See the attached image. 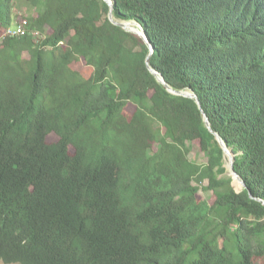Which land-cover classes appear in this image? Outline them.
I'll list each match as a JSON object with an SVG mask.
<instances>
[{
  "label": "trees",
  "instance_id": "trees-1",
  "mask_svg": "<svg viewBox=\"0 0 264 264\" xmlns=\"http://www.w3.org/2000/svg\"><path fill=\"white\" fill-rule=\"evenodd\" d=\"M25 2L0 0V263L264 264V0H114L147 40L105 0Z\"/></svg>",
  "mask_w": 264,
  "mask_h": 264
},
{
  "label": "water",
  "instance_id": "water-1",
  "mask_svg": "<svg viewBox=\"0 0 264 264\" xmlns=\"http://www.w3.org/2000/svg\"><path fill=\"white\" fill-rule=\"evenodd\" d=\"M105 1L110 6V9H109V13L108 14H109L110 20L113 23L118 24V25L124 27L126 30L136 32V33L142 35L145 38V40H147L146 39V36L144 34V31L142 30L141 27H139V25L136 22L131 21V20H117V19L114 18V16H113V2H114V0H105ZM150 50H151L150 53H152V48ZM149 56H150V54L147 56L146 63L148 65V68L156 76V78L158 79V81L162 82L170 92H173L175 94H181V95H184V96H189V97L196 98L197 103H198L199 107L201 108L200 101L197 99L196 95L193 92H191V91H178V90L173 89L165 81L164 77L159 72H157L149 64ZM204 121H205V124L208 127V129L215 135L216 139L218 140V142H219V144H220V146H221V148L223 150L224 157H225V154H227L229 156L228 167L230 168V170L232 172L233 178H235L236 181L240 182L242 184V187L245 186L243 180L235 172L234 167H233V163H234V160H235V153L233 152V150L231 148L228 147V145L224 142V140L221 138V136L211 128L209 119H208V117L205 114H204ZM233 178H232V180H233Z\"/></svg>",
  "mask_w": 264,
  "mask_h": 264
},
{
  "label": "rangeland",
  "instance_id": "rangeland-1",
  "mask_svg": "<svg viewBox=\"0 0 264 264\" xmlns=\"http://www.w3.org/2000/svg\"><path fill=\"white\" fill-rule=\"evenodd\" d=\"M18 3V9H15V12L17 11V16L16 19L19 20L18 16L19 15H27V14H31L32 12H34V9L31 8V6L25 2V0H17ZM15 25V23L13 24V26ZM48 139L50 141H56L58 139V136L54 133H51L48 136ZM157 145H155L156 147ZM189 158L199 164H205L208 161V157L207 155L202 151L200 143L198 140H195L193 142L190 143V152H189ZM225 160V166H226V171L223 174H220L219 176H223V175H227V176H231L233 178L232 172L230 170V168L228 167V163H229V156L227 154H225L224 157ZM209 183L208 180L204 181V185H207ZM232 184L234 185V187L237 190H240L242 188V184L238 181L235 180V178H233L232 180ZM200 194H202V196H204L205 198H207L210 202H212L214 200V195L213 192L210 190L204 191V190H200ZM0 264H6L1 262ZM9 264H17V263H9Z\"/></svg>",
  "mask_w": 264,
  "mask_h": 264
},
{
  "label": "built area",
  "instance_id": "built-area-1",
  "mask_svg": "<svg viewBox=\"0 0 264 264\" xmlns=\"http://www.w3.org/2000/svg\"><path fill=\"white\" fill-rule=\"evenodd\" d=\"M13 31H20V34H25L26 33V29H25V27L22 24H18L16 27H12V32ZM34 34L38 35L39 31L34 32Z\"/></svg>",
  "mask_w": 264,
  "mask_h": 264
},
{
  "label": "bare ground",
  "instance_id": "bare-ground-1",
  "mask_svg": "<svg viewBox=\"0 0 264 264\" xmlns=\"http://www.w3.org/2000/svg\"><path fill=\"white\" fill-rule=\"evenodd\" d=\"M19 32V31H18Z\"/></svg>",
  "mask_w": 264,
  "mask_h": 264
}]
</instances>
